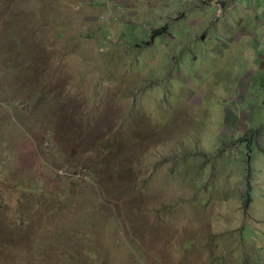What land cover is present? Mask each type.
Segmentation results:
<instances>
[{
    "label": "rangeland",
    "instance_id": "374dc122",
    "mask_svg": "<svg viewBox=\"0 0 264 264\" xmlns=\"http://www.w3.org/2000/svg\"><path fill=\"white\" fill-rule=\"evenodd\" d=\"M202 3L0 0V264H264V91L230 36L264 0Z\"/></svg>",
    "mask_w": 264,
    "mask_h": 264
},
{
    "label": "trees",
    "instance_id": "16d2710c",
    "mask_svg": "<svg viewBox=\"0 0 264 264\" xmlns=\"http://www.w3.org/2000/svg\"><path fill=\"white\" fill-rule=\"evenodd\" d=\"M166 29H167V27H166ZM163 33L164 32H162V31H160V30H154L153 31V34H152V36H151V39H156L157 37H160V36H162L163 35ZM19 38H21V37H23L24 35H17ZM17 36H15L14 38H10L13 42H15V41H18L19 40V38L17 37ZM155 42H156V40H155ZM22 59V57H20V60ZM33 62V61H32ZM33 65H34V63H33ZM27 70V68H24V67H21V66H16V67H14L13 65H11L10 66V72L8 73L9 75H7V77H6V79H5V82L3 83L4 85H3V90L4 91H6L8 94H10V92L12 91V90H14L15 88H16V86H15V83L16 84H18L19 86H21V84H19V80L24 76V74H25V71ZM46 70H48L47 71V73L48 72H50L49 71V69H48V67H47V64L45 63H42V64H40V67L39 68H37V69H34L33 70V73H34V76H35V80H36V77H37V86H36V96L38 97V100L35 102V105H37L38 106V109L40 110L41 108H42V101L44 100V99H46V97H45V94H44V92H43V90H41V87H43V85H44V79L46 78V74H41V73H43V72H45ZM49 75V74H48ZM36 84V83H35ZM26 86L27 85H25V87H22L23 89H25V90H27L28 91V88H26ZM18 87V86H17ZM45 102L47 103V104H50V103H53V102H55V101H52L51 99H46L45 100ZM56 107V106H55ZM55 107H53V108H55ZM16 108V107H15ZM40 112H41V110H40ZM27 126V125H26ZM28 127V126H27ZM52 136V133H50V131H47L45 134H43V140L46 142V143H50V140H52L50 137ZM54 144H55V142H53ZM49 151H51V149H48ZM1 162L4 164L5 163V161L2 159L1 160ZM90 176H93V174H92V172H90ZM53 177V176H52ZM3 179H4V177H3ZM72 180L74 181V183H76L78 180H77V177H74V178H72ZM90 181H92V182H95V179H94V177H90L89 179H88V181H86L85 183H84V185H83V189H85V191L87 192V186H91V188L92 189H90V190H92V192L94 193V191H95V193H98L97 192V190H96V188H94V187H92V184L90 183ZM3 182H5V180L3 181ZM36 184H38V187H35L33 190H32V192L33 193H35V194H39V193H42V195L43 196H46L45 195V190H43V188L41 187V185H42V182L41 181H39V180H37V183ZM48 188H50V186H48V187H45L44 189H47L48 190ZM74 192V191H73ZM99 194V196L101 195V193H98ZM49 195H50V193H49ZM70 202H71V200H69ZM100 202H103V200L102 199H100ZM59 204V203H58ZM68 206H71V204H67ZM54 206H56L57 207V204L56 205H54ZM0 212H1V210H0ZM2 216V214L0 213V221H2L3 220V217H1ZM125 222H127V221H125ZM24 223H25V221L23 220V222H22V225H20V228L22 229V230H24V231H27V227L26 226H24ZM77 225H75V227H76ZM126 226H127V223H126ZM123 230H124V228H123V226L122 225H120V224H117V229H115V235L117 236L114 240H112L113 242H115V243H120L121 244V242H120V240H124V237H122L121 235H122V232H123ZM130 232H132V230L130 229ZM4 236L7 238V235L4 233ZM93 240H94V237L93 236H91V237H87L86 238V241L87 242H89V244L86 246V251H90V250H88L89 248L88 247H91L92 246V248H91V251H98V252H101L100 251V248H103L100 244H98V243H95V242H93ZM8 242V241H7ZM109 242H111V240H109ZM61 245H65V243H63V244H61ZM3 246H6V245H3ZM66 247V246H65ZM102 253V252H101ZM142 254H141V251H140V256H141Z\"/></svg>",
    "mask_w": 264,
    "mask_h": 264
},
{
    "label": "crops",
    "instance_id": "0c3cea01",
    "mask_svg": "<svg viewBox=\"0 0 264 264\" xmlns=\"http://www.w3.org/2000/svg\"><path fill=\"white\" fill-rule=\"evenodd\" d=\"M200 1L203 2L202 3V11H201V13L203 12V14L205 15L204 18H205L206 22H208V23H217V24L222 22V19H223L222 16L219 19H216L217 16L215 17V19L212 16H208V13L211 11V9H207L204 6L206 4V0H200ZM187 2H188V0H187ZM185 4H186V2H185ZM148 6H149V3H148ZM168 9H170V8H168ZM168 9H164V10H168ZM156 10H158V9L156 8ZM161 10H162V8H161ZM185 13L187 14L188 12H183L184 15H185ZM186 19H187V22H190V18L189 17H186ZM169 20H171V19H169ZM157 21H159V20H157ZM261 22H262V20H260V22H258L257 26H256V29H258V33L259 34H257L255 32L256 35L254 34L252 36H249L248 34H246V32L241 30V32L238 33V34L233 32L230 35L231 39L239 41L247 49H252V50L254 49V51H255V62L253 64H255L256 66L259 65V67H258L259 71H260L259 78L261 79V81H259V78H258V76L256 74V76L254 77L255 78L254 81L255 82L259 81V83L256 84L254 82V88H255V90H260V92L264 91V75H263L264 74V55H263V58H262V54H261V52H264V45H263L264 43L260 44L261 41H264V29H263L264 28V24H263V22L262 23ZM259 23H261V24H259ZM227 37H229V36H225V38H227ZM225 38H223V39L226 41ZM258 49H259V51H258ZM243 50H244V47H243ZM263 94H264V92H263Z\"/></svg>",
    "mask_w": 264,
    "mask_h": 264
}]
</instances>
